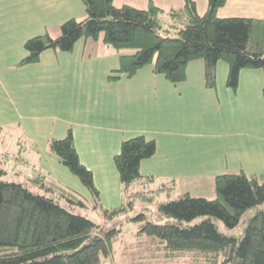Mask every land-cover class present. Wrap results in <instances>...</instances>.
<instances>
[{"label":"crops","instance_id":"0c3cea01","mask_svg":"<svg viewBox=\"0 0 264 264\" xmlns=\"http://www.w3.org/2000/svg\"><path fill=\"white\" fill-rule=\"evenodd\" d=\"M193 1L197 13L204 14L207 0ZM148 2L113 0V5L144 9ZM217 16L264 20V0H226ZM84 17L82 0H0V132L10 130L16 143L21 141L16 159L31 172L17 177L38 184L41 176L43 191L58 188L66 193L63 197L93 202L80 180L47 148L50 138H63L68 129L80 161L93 173L101 206L115 207L123 200L113 156L123 140L136 135L156 143L155 154L140 162L141 174L159 183L175 179L173 198L193 191L194 186L182 183L212 181L217 174L239 170L264 174L261 69H241L235 91L226 86L224 61L217 62L215 87L208 88L202 59L187 64L186 78L178 84L153 73L150 65L132 77L108 80L120 55L132 50L118 51L101 38H81L69 52L48 49L38 62L17 65L26 39L44 33L55 37L63 21ZM24 153L32 157L23 158Z\"/></svg>","mask_w":264,"mask_h":264},{"label":"trees","instance_id":"16d2710c","mask_svg":"<svg viewBox=\"0 0 264 264\" xmlns=\"http://www.w3.org/2000/svg\"><path fill=\"white\" fill-rule=\"evenodd\" d=\"M82 2L84 18L63 21L55 37L44 33L26 39L25 55L17 65L38 62L40 54L48 49L69 52L81 38H101L118 51L132 50L120 55L118 67L110 72L108 80L122 75L132 77L150 65L153 73L177 84L185 80L187 64L202 59L205 85L213 88L217 62L224 61L228 65L227 87L236 90L241 69L258 68L263 72L264 95V20L218 17L217 9L226 0H207L202 15L197 13L193 0H184L183 7L149 0L144 9L116 7L113 0ZM165 16L169 24L162 23ZM47 148L88 190L92 207L100 209L104 222L60 204L51 195L32 191L27 182L4 179L6 170L0 163V264H101L102 258L112 253L115 233L122 231L117 217L131 209L136 200L148 203L154 196L137 190L119 205L104 208L91 169L79 159L71 130L63 138H50ZM155 151V141L144 135L121 142L113 163L123 190L135 179L155 181L152 175L140 172V162ZM259 180V175L243 170L217 174L212 180L214 197L210 199L188 192L170 198L176 186L171 178L158 188L167 195L157 213L164 221H150L143 212L132 219H141L138 232L148 235L149 245L156 249L221 253V264H264L263 206L246 219L242 233L225 231L236 226L248 208L264 204V175ZM42 183L40 176L38 184ZM66 199L85 205L79 198Z\"/></svg>","mask_w":264,"mask_h":264},{"label":"rangeland","instance_id":"374dc122","mask_svg":"<svg viewBox=\"0 0 264 264\" xmlns=\"http://www.w3.org/2000/svg\"><path fill=\"white\" fill-rule=\"evenodd\" d=\"M163 24H169L168 18L163 17ZM181 83V82H179ZM178 84V83H177ZM21 142V141H20ZM20 142L16 143V138L12 131L5 130L0 132V149L4 152L0 154V163L6 170V174L3 176L6 180H25L24 176L17 177L22 174L28 176L31 174L27 165L17 162V154L20 146ZM24 145V142H22ZM26 146V144H25ZM25 150V149H24ZM23 158L32 157L31 155L24 153ZM22 172H19V170ZM15 172H18L15 174ZM260 180L262 175L258 174ZM144 179L133 180L127 190H123V201L127 200L134 191L145 190L150 195L154 196L152 202L144 203L141 200H136L133 203V207L128 211L117 217L116 221L119 220L118 226L122 228V231L116 232L112 239V253L106 258H102L101 264H221L223 256L221 253L215 254L211 252H204L200 250H168L165 248L156 249L152 245H149V236L143 233H139V223L141 219H132L137 214L145 213L146 219L153 222H163V218H158L157 213L159 212V205L161 202L166 200L165 191L159 190L160 183L157 181L143 183ZM259 180V181H260ZM32 191L46 193L51 195L58 202L74 211L85 214L92 220L103 224V215L100 209H94L92 207L93 202L86 201L84 206H79L76 203H70L66 197H63L60 189H56L51 192H45L43 187H40L35 182L25 180ZM211 182V183H210ZM210 184V185H209ZM191 187L190 194L202 195L207 198L214 197L213 182L211 180H199L197 182H189L187 184L182 183L181 186ZM50 186V184H49ZM51 187V186H50ZM55 188V187H54ZM158 190V192L156 191ZM177 192V191H176ZM175 194V192H174ZM170 198H173L171 195ZM76 201V198H73ZM70 206V207H69ZM72 206V207H71ZM264 207L263 205L252 206L248 208L242 215L238 224L231 229L225 230L229 234H240L242 233L243 227L246 224V219L253 215L258 207ZM104 208H110V206L102 205ZM201 218H197L196 221Z\"/></svg>","mask_w":264,"mask_h":264}]
</instances>
